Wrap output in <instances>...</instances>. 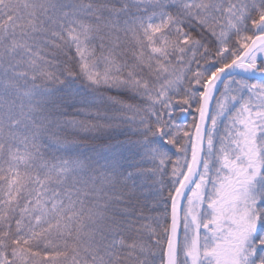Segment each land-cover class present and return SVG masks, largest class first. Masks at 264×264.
<instances>
[{"label":"snow or ice","instance_id":"obj_1","mask_svg":"<svg viewBox=\"0 0 264 264\" xmlns=\"http://www.w3.org/2000/svg\"><path fill=\"white\" fill-rule=\"evenodd\" d=\"M0 264H264V0H0Z\"/></svg>","mask_w":264,"mask_h":264},{"label":"rangeland","instance_id":"obj_2","mask_svg":"<svg viewBox=\"0 0 264 264\" xmlns=\"http://www.w3.org/2000/svg\"><path fill=\"white\" fill-rule=\"evenodd\" d=\"M185 114H186V116L183 115L182 117H178V119H177L178 123H180V124H190L192 122L193 113L192 114L185 113ZM134 138L135 137H133V139ZM173 151H175V150L173 149Z\"/></svg>","mask_w":264,"mask_h":264},{"label":"trees","instance_id":"obj_3","mask_svg":"<svg viewBox=\"0 0 264 264\" xmlns=\"http://www.w3.org/2000/svg\"><path fill=\"white\" fill-rule=\"evenodd\" d=\"M193 115H195V113H193ZM125 137L122 135V136H120V139H124Z\"/></svg>","mask_w":264,"mask_h":264},{"label":"water","instance_id":"obj_4","mask_svg":"<svg viewBox=\"0 0 264 264\" xmlns=\"http://www.w3.org/2000/svg\"><path fill=\"white\" fill-rule=\"evenodd\" d=\"M184 116H186V114H184Z\"/></svg>","mask_w":264,"mask_h":264}]
</instances>
